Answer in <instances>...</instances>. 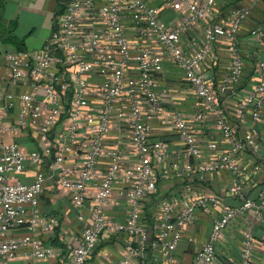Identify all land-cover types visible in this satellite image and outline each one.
Returning <instances> with one entry per match:
<instances>
[{
  "label": "built area",
  "instance_id": "1",
  "mask_svg": "<svg viewBox=\"0 0 264 264\" xmlns=\"http://www.w3.org/2000/svg\"><path fill=\"white\" fill-rule=\"evenodd\" d=\"M62 1L64 10L57 18L58 30L42 51L34 54L18 50L0 56L6 66V77L0 76V81L6 80L12 86H33L32 91L20 95H14L5 86L0 89V236L3 237L0 257L11 261L24 252L33 259L25 264L55 258L57 248L44 244L38 235H51L58 228V220L46 217L40 202L47 181L56 180L71 192V201L78 210L79 234L69 256L55 264H86L105 238L121 233L130 238L131 246L118 264H176L175 253L200 212L211 216L212 229L191 264H217L218 246L231 222L245 216L264 220V189L258 199H245L237 207L228 206L215 194L193 198L185 193L177 194L161 203L154 229L148 224L145 202L158 194L159 181L170 177L185 181L194 175L205 178L229 172L233 178L229 192L234 196H240L256 182L261 164L245 168L239 160L250 151L262 152L261 134L252 127L239 136L221 109L220 95L242 82L245 61H253L257 82L250 93L239 98L235 119L253 124L262 119L264 28L260 26L251 32L258 45L255 50L245 49L240 39L244 23L261 0H232L230 3L235 6L222 22H217L213 15L224 0H203L201 4L197 0H161L176 11L174 25L162 20L160 8L151 3L154 0ZM129 26L140 39L158 42L182 72L203 108L195 115L196 122L201 125L210 120L215 122L222 151L213 143L203 149L193 125L182 113L163 112L156 87L163 58L153 46L132 48ZM196 26L202 27L203 42L192 51L185 41ZM220 38L226 40L230 66L216 92L208 83L205 63ZM97 78H103L99 103L90 97V84ZM146 108L151 116L174 118L184 140L177 158H192L193 164L181 168L174 163L172 174L159 170L158 166L169 161L172 154L167 143L151 141ZM3 110L12 112L3 116ZM116 114L127 120L134 146L136 162L127 168L122 165V148L105 150ZM64 115L69 124L55 151L48 147L42 153H25L15 142L4 141L31 128L46 142ZM84 123L88 125V139L83 147L80 173L73 179L75 170L68 166L67 157L76 152L78 132ZM48 157L52 158L49 172L44 168ZM104 157L110 164L100 176L99 166ZM28 167L36 175L31 183H24L20 176ZM118 180L129 183L125 218L121 223L113 222L107 211ZM90 188L94 189L93 196L88 194ZM147 249L151 254L149 261ZM255 260V236L249 227L242 238L236 264H254Z\"/></svg>",
  "mask_w": 264,
  "mask_h": 264
},
{
  "label": "crops",
  "instance_id": "2",
  "mask_svg": "<svg viewBox=\"0 0 264 264\" xmlns=\"http://www.w3.org/2000/svg\"><path fill=\"white\" fill-rule=\"evenodd\" d=\"M203 0H197L199 4ZM161 10L162 20L167 24L174 25L177 13L172 8L166 7L161 0L151 2ZM225 2L221 1L217 5L213 15L217 22H222L228 18L233 6H224ZM229 4V2H228ZM258 10V18L264 19V0H261L256 7ZM62 12L60 0H0V56L6 53H12L19 49H24L30 53H37L44 49L46 44L52 38L55 30L56 18ZM264 28V20L258 22ZM253 24V22H252ZM250 22H245L241 31L240 39L245 49L255 50L258 45L251 38L250 29L253 27ZM259 26V27H260ZM129 38L132 48L142 49L147 46H153L158 50L163 58V65L156 75V87L161 99L163 112H180L193 125L194 133L203 149L206 145L213 143L218 146V150L222 151L219 137V129L213 120L205 125L196 122L195 115L202 112L203 108L190 90L184 75L164 54L161 46L155 40L146 41L140 39L137 31L129 26ZM203 42L202 27L196 26L186 36V45L190 50H195ZM245 72L242 82L233 90L225 95H220V106L225 115L232 121L235 130L239 136H243L252 127L260 132V143L262 152L253 154L251 151L244 154L239 162L245 168L251 167L253 164H261V172L256 182L246 188L240 196L231 195L229 187L233 184L232 175L229 172L201 178L194 175L185 181L175 180L172 177L161 180L158 183V194L151 197L145 202V212L148 224L154 229L158 219L161 203L177 194L185 193L189 198L206 196L215 194L223 199V201L231 207L239 206L245 199H258L259 194L264 189V111L262 119L257 123L249 120L239 122L235 119V107L239 98L250 93L257 82L256 69L253 61H245ZM230 55L226 40L220 38L214 46V52L205 63V73L208 77V83L213 90L219 91V86L229 71ZM73 72V69L69 70ZM0 76L6 77V66L3 60H0ZM68 78V77H67ZM103 78L93 79L90 84V97L96 103L100 101V87ZM5 80L0 81V89L5 86L14 95H20L33 90L32 85H8ZM70 103L66 104L69 108ZM125 110L127 106H122ZM12 111H2L3 116H8ZM145 113L148 114L150 124V138L153 143L165 142L169 146L171 158L169 161L160 164L159 170L168 174L173 173V164L177 163L179 167H186L193 164L192 158H184L178 160L177 153L183 148L184 140L177 131L174 118L168 115L151 116L146 108ZM69 119L64 115L55 129L49 134V139L45 142L36 130L27 129L20 133L9 136L4 141H12L19 145L25 153L40 152L50 147L56 146L59 137L65 132ZM88 125L82 124L78 132V148L67 157L68 166L74 168L75 175L73 179H77L83 161L85 143L88 139ZM123 149L122 165L124 168L132 166L136 162L134 146L131 140V132L127 127V120L118 117L117 114L111 121V132L106 138L105 150L110 151L116 148ZM55 151V149H54ZM110 161L104 157L99 166L100 176L105 174L109 167ZM44 168L49 172L52 168V158H46ZM36 175V171L28 167L20 179L24 183H31ZM129 183L118 180L115 184V191L108 206V215L115 223H121L125 218V207L127 189ZM89 196H93L94 189L88 190ZM42 212L46 217H53L58 220V228L51 235L39 234V239L44 244L54 245L57 248L55 258L46 261H37L38 264H55L67 258L71 252L75 242V237L79 234V223L77 222L78 210L71 201V192L62 188L56 180H48L45 191L40 197ZM213 219L210 215L198 213L196 220L192 226L186 230V234L182 243L175 253L176 264H191L195 255L201 249L206 241L208 234L212 229ZM251 227L255 236L256 260L254 264H264V220H256L251 216L241 217L231 222L225 231L217 250V264H236L239 260L242 238L247 228ZM3 237L0 236V242ZM130 238L121 233L105 238L96 248L93 257L86 264H118L122 255L127 252L131 246ZM147 261L151 259V254L147 253ZM33 262L24 252L11 261H5L0 257V264H25Z\"/></svg>",
  "mask_w": 264,
  "mask_h": 264
},
{
  "label": "trees",
  "instance_id": "3",
  "mask_svg": "<svg viewBox=\"0 0 264 264\" xmlns=\"http://www.w3.org/2000/svg\"><path fill=\"white\" fill-rule=\"evenodd\" d=\"M231 1H232V0H224V2H225L224 6H225V7H228V5H230V4H232V5L234 6L235 3H230ZM60 2H61V5H62V12H61V14H60L58 17H60V16L63 14V10H64L63 1L60 0ZM228 2H229V4H228ZM258 15H259V14H258V10H255V11H253V13L250 15L249 19L246 21V22H250L251 24H252V22H253V24H252L253 27L250 29V31H252V30L256 29L257 27H259L260 25H259L258 22L264 20V19H262V20L257 19V18H258ZM56 22H57V18H56V21H55V30H54L53 36L56 34V32H57V30H58V25H57ZM20 50H24V49H19V51H20ZM223 95H225V94H223ZM146 251H147V253H148V252L150 253V250H149V249H147Z\"/></svg>",
  "mask_w": 264,
  "mask_h": 264
}]
</instances>
